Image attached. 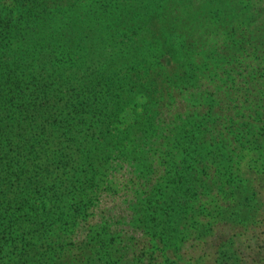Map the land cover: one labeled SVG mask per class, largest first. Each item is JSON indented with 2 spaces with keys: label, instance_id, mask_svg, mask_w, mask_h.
I'll use <instances>...</instances> for the list:
<instances>
[{
  "label": "trees",
  "instance_id": "trees-1",
  "mask_svg": "<svg viewBox=\"0 0 264 264\" xmlns=\"http://www.w3.org/2000/svg\"><path fill=\"white\" fill-rule=\"evenodd\" d=\"M67 3L0 0V264H264V24L225 14L190 64L154 50L110 71L66 62L104 52ZM121 192L120 212L100 206Z\"/></svg>",
  "mask_w": 264,
  "mask_h": 264
},
{
  "label": "rangeland",
  "instance_id": "rangeland-1",
  "mask_svg": "<svg viewBox=\"0 0 264 264\" xmlns=\"http://www.w3.org/2000/svg\"><path fill=\"white\" fill-rule=\"evenodd\" d=\"M251 5L256 6L255 12L247 11ZM67 6L70 16L74 18H90L100 22L99 30L102 29L103 34L98 42L104 52H98L97 57L89 59L88 54L82 51L74 60L66 62L80 66L86 60L89 67L107 66L110 71H116L124 64L141 61L154 50L168 51L173 60L190 64L195 59V54L208 51L210 46H218V40L223 36L226 38L227 27L211 29L207 25V21L219 20L225 14L229 15L228 17L236 14L237 19L231 22H235L238 28L248 26L249 31H254L264 24V0H68ZM240 7L245 9L242 17L243 9L237 10ZM242 20H245V24L241 25ZM190 37L197 40L193 50L187 52L184 48ZM85 46L87 45H83ZM126 50L131 53L121 56ZM213 65H216V70H213ZM213 65L208 67V72L213 70L210 72L211 78L218 76L222 67L226 66L222 61ZM261 65L264 67V63ZM252 72L255 80L264 74V70ZM210 77L197 83L198 86L201 84V88L193 92L194 94L188 95L187 99L183 97L185 107L193 105L198 97L201 100L217 90L223 94L227 82L233 86L229 91L230 95L237 89L251 87L245 75H242L238 82L220 76V82L217 83L208 80ZM100 206L111 210L112 214L120 212L125 206L122 192L111 198L104 197ZM219 230L225 231L226 228ZM262 234L260 236L264 238V233ZM241 242L242 256L251 262V257L256 256L254 241L247 236ZM195 252L198 254V251Z\"/></svg>",
  "mask_w": 264,
  "mask_h": 264
}]
</instances>
